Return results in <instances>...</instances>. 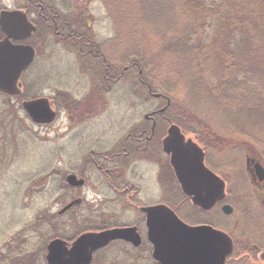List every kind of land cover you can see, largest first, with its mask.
Masks as SVG:
<instances>
[{"label":"rangeland","instance_id":"obj_1","mask_svg":"<svg viewBox=\"0 0 264 264\" xmlns=\"http://www.w3.org/2000/svg\"><path fill=\"white\" fill-rule=\"evenodd\" d=\"M202 1L212 6L211 2L221 3L224 0ZM25 2L0 0V10L20 9ZM117 5L118 0L49 1L48 6L43 7L50 17L45 23L35 11L32 12L39 26L49 28L48 32L41 28L38 34L25 41L34 47L36 57L21 75L20 89L27 92L26 98L29 99L34 95L48 97L56 111V118L49 124H36L21 105L26 99L0 95V264H6L5 259L10 262L9 255H12V260L20 255L23 264H47L44 254L53 236L73 239L80 231L88 229L127 226L138 220L140 206L159 203L173 206L181 198L169 158L160 150L161 143L158 147L148 144L146 149L140 145L131 157L132 151L122 162L125 165L123 175L117 179L114 177L116 174L101 171L105 165L98 169L92 162V158L98 163L104 162V158L94 155V152L119 151L120 147L115 148L114 144L121 138L124 141L132 127L140 125L149 129L151 119H144L145 113L152 112L151 116L160 121L163 136L172 123L161 117L168 107L177 106L178 114L184 113V119L188 117L185 111L200 114L198 109L194 110L193 106L184 102L188 97L178 83L180 80L174 82L176 87L172 91L170 87V92L156 90L150 87L145 73L138 67L137 61L145 56L152 70L156 68L155 84L168 75L170 53L157 49L160 44L158 33L159 24L164 23L169 14L174 15L173 10L153 9L160 13L159 17L148 18L151 23L147 24L141 15L138 21L133 14L115 16L113 12L119 10ZM123 6L127 7L125 3ZM34 7L37 11L38 6ZM62 17L67 21V27L63 26V32L56 36L54 22L63 23ZM214 24L212 17L207 19L203 40H208ZM68 28L89 34L91 41L102 46L100 51L108 57L107 63L112 72H123V77L114 81L100 80L103 65L96 63L98 59L87 60L80 52L86 51L87 46L81 44H86L88 39L84 35L63 37ZM137 54L141 55L138 59ZM235 75L237 79L244 77L246 87H243L246 90L264 91V71L257 59H248L244 68L238 69ZM177 76L182 77L179 72ZM243 91L240 89L239 93ZM152 94L159 96L155 98ZM94 95L97 96L92 100ZM213 111L205 114L212 116L207 117L208 120L220 118V114ZM198 121L201 122V118ZM185 124L188 126L191 122ZM257 124L247 121L245 130L259 138L257 143L258 147H262L261 151L250 148L259 159L258 152L264 154V124ZM202 127L196 131L198 137L190 127L183 131L187 137H196L201 145L202 139L208 143L207 164L219 170L218 173L221 172L228 181L227 198L234 209L228 216L219 214L215 209L205 218L206 215L190 214L188 207L182 208L177 215L193 224L205 218L230 234L235 241L231 264H261L259 254L264 251V190L256 191L250 184L249 173L244 167L245 155L241 157L232 150V146L226 145L219 136L221 133L214 127L204 130ZM133 146L129 143V148ZM116 162L108 163L107 167L110 170L114 166L119 167L121 163ZM259 162L264 167L260 159ZM69 173L84 178V184L69 186L66 181ZM106 175L110 176L109 183L127 188L121 200V192L114 193L106 186ZM69 203L76 204L67 207ZM61 209L71 210L62 214ZM138 226L144 237L140 247L133 250L129 248L131 246L113 242L96 253L93 263L157 264L145 239V227L141 223ZM254 252L253 258H250Z\"/></svg>","mask_w":264,"mask_h":264},{"label":"trees","instance_id":"obj_2","mask_svg":"<svg viewBox=\"0 0 264 264\" xmlns=\"http://www.w3.org/2000/svg\"><path fill=\"white\" fill-rule=\"evenodd\" d=\"M118 2L119 10L113 12L115 16L133 14L138 21L141 15L142 18L145 17L147 24L151 23L148 18L159 17L160 13L153 10L159 7L164 10L171 9L175 15L169 14L165 17L164 23L159 24L160 44L158 43L157 49L170 53L168 75L155 84L153 79H156L154 73L156 68L152 70L145 56L137 61L138 67L145 73L147 78H144L149 81L150 87L156 90L170 92V87L171 91L176 87L174 82L180 80L178 83L182 85L184 94L188 97L187 102H184L193 106L194 110L198 109L200 114L185 111L188 117L184 119V113L178 114L179 108L172 106V109L168 107L161 113V117H164L166 122L169 121L168 123L178 124L183 130L190 127L197 137L199 135L196 131H199L201 126L203 130L214 127L221 133L219 136L224 143L232 146V150L238 152L241 157L245 154L254 155L250 148L261 151L262 147H258L257 143L259 138L255 133L246 131L245 126L247 121L251 120L258 122L257 125L264 124V91L246 90L243 87V85L246 87L244 77L237 79L235 73L238 69L244 68L248 59L254 61L257 59L259 67L264 71V0H224L221 3L211 2L212 6H207L202 0H125V2L118 0ZM124 3L127 7L123 6ZM211 17L215 24L210 37L205 41L202 38L203 28L207 19ZM253 46L257 49H252ZM140 57L141 55H136L137 59ZM178 72L182 77L177 76ZM240 89L244 91L239 93ZM0 95L10 97L1 92ZM26 97L27 92L23 91L20 98L29 99ZM35 97L39 96L34 95L33 98ZM212 109L213 113L220 114L219 119H207L212 116L205 114H209L208 111L211 112ZM199 118L201 122L198 121ZM189 121L191 124L187 126L185 123ZM201 142L207 149L208 143L203 139ZM260 143L262 144L261 139ZM258 156L264 163V154L258 152ZM172 207L178 213H181L182 208H193L184 195L178 200V204ZM192 210L193 213L198 212L200 216L205 215L195 208ZM200 221L208 222L205 218ZM231 256L228 258V264L232 263Z\"/></svg>","mask_w":264,"mask_h":264},{"label":"water","instance_id":"obj_3","mask_svg":"<svg viewBox=\"0 0 264 264\" xmlns=\"http://www.w3.org/2000/svg\"><path fill=\"white\" fill-rule=\"evenodd\" d=\"M0 27L6 33V37L0 40V91L19 94L18 79L32 62L34 50L29 44H15L9 38L25 39L34 26L24 12L3 10ZM22 106L36 123H50L56 116L47 97L24 100ZM162 150L169 155L180 188L193 205L208 210L224 199V181L204 164L203 149L191 138H186L177 124L168 126L162 139ZM249 160L259 180H263L264 168L253 158L247 159V165ZM66 181L71 186L84 183V179L72 173L66 176ZM141 211L145 214L146 237L152 244V258L159 264H226L227 256L233 251L228 233L208 224L190 225L166 204L142 206ZM222 211L231 213V205L223 204ZM115 239L129 241L134 246L141 243L136 226L89 231L79 235L69 248L61 238L50 240L46 260L48 264H89L94 250ZM259 257L264 260V251Z\"/></svg>","mask_w":264,"mask_h":264},{"label":"flooded vegetation","instance_id":"obj_4","mask_svg":"<svg viewBox=\"0 0 264 264\" xmlns=\"http://www.w3.org/2000/svg\"><path fill=\"white\" fill-rule=\"evenodd\" d=\"M48 2H49V0H26L25 5L20 7V9L24 10V12L26 13V16H27L28 20L35 27V30H34L33 34H35V33L38 34V32H40V29L41 28H45V30L47 29L46 32H48L49 26H42V27L39 26L37 24L36 20L32 17V12L35 11L37 13V16L40 17V19H42L43 22L49 20V18H50L49 17V14L46 13V11L43 9L44 6H48ZM34 6H38V10L37 11H36V8ZM12 9H14V8H12ZM1 10H4V9H1ZM65 18H66V16H65ZM62 20H63V23H61V21L58 24H57V21L54 22V26H56L54 33L56 34V36H57V34H60V33L63 32V30H62V27L63 26H66L67 27V21L63 17H62ZM59 24H60V28H57V25H59ZM54 26H53V30H54ZM66 32H67V34L64 35L63 37H79L80 35H84V37L86 39H88V42H85L86 44H84V43L81 44V45H86L87 46L86 51L82 50L80 52H83L82 57H87L88 58L87 60L91 61V59H92V60H95L96 61L98 59V61H96V63L99 62L101 65H103V71L101 73L100 80H104V81H114L116 78H120V77L122 78L123 77V72L121 74H119L117 72H112L111 67H110V64L107 63V61L109 60L108 57H106V55L104 54V51L103 52L100 51V50L103 49L102 46L98 45L95 41H91L92 38H91V36L89 34H86V33L81 34V33L77 32V31H71L69 28L67 29ZM33 34H32V36H33ZM75 34H77V35H75ZM4 37H5V34L2 31V29L0 28V40L4 39ZM76 39H78V38H76ZM9 40H10V42L14 43V41L11 38H9ZM79 50H80V48H79ZM97 52H100L99 55L97 54ZM92 56H94V57H92ZM92 67L95 68L96 66L92 65ZM110 72H111V74H110ZM109 87H111V85ZM96 96L97 95H94L93 98H92V100H95V97ZM152 96L155 97L154 94H152ZM99 97H102V96L99 95ZM155 98H158V97H155ZM155 112H157V110L154 111V113ZM145 114L143 115L144 119H148V118L151 119V125L149 126V129L142 128L140 125L134 126V127L131 128V131L126 134V136L124 137V141L121 138L120 140H118L114 144L115 148L120 147L119 148L120 149L119 151H114V152H110V153H106V152L105 153H96V152L93 153L94 155H101V157L104 158V162H99V163L97 162L96 159L92 158V162L95 164V166L98 169H101L103 167V165H105L104 169L102 168L101 171H103L104 173H106V172L109 171V173L111 172L112 175L116 174L114 177L117 179V178H119L120 176L123 175V170H124L125 165L123 166V163L122 162L124 160H126V158L131 154L132 151L133 152L131 154V157H132L133 154H135L137 152V150L140 149V145H142V146L144 145V149L148 148V144H151L153 147H156V145H157V147L160 146L161 140L165 136L166 133L163 136V134L161 133L160 121L157 120L155 116H151V115H153L152 112L145 113ZM122 141H123V143H122ZM129 143H132L135 146L129 148ZM145 145H147V146H145ZM161 148L162 147H160V150H161ZM156 151H158V149H156ZM204 151H205V162H206V157H208V151L205 148H204ZM246 157L255 158L256 159V157L254 155H251V154H245V159H246ZM141 159H142V154H141ZM116 160H117L116 163H118V164L121 163L120 166L119 167L114 166V169L110 170L107 167V164L108 163H112V162H114ZM256 160H258V159H256ZM245 168L247 169V171L249 173L250 184L253 185L254 189L256 191L264 190V180L258 181L259 178L256 175L255 170H254V167H253V165H252V163L250 161H249L248 165H246V163H245ZM105 179H106V183H107L106 186L110 190H112L114 193H117V192H121L122 193L121 196H120V200L123 197H125L124 195H125V193L127 191V188L118 187L116 184L113 185V182L112 183H109V180H110V176L109 175H106ZM175 181H176V179H175ZM176 183H177V181H176ZM177 185H178V183H177ZM176 190H177V187H176ZM118 199H119V197H118ZM223 203L224 202H220V203L215 204L211 208V210H208L206 212H203L201 210H199V212L205 213L206 216H204V217L206 218V217H208L207 216L208 213H212V210L213 209H216L217 212L222 211L221 209H222V204ZM192 207L195 208V209H200V208L194 206L193 204H192ZM193 208H191V209H193ZM232 209H234V208L232 207ZM61 210H60V212L63 214V213H65V212H67L68 210H71V209H65L63 211H61ZM139 210L141 212V215L139 216L138 220L136 222H134L133 224H130L128 226H136L138 232L140 233L139 226L138 225L141 223L145 227V215L141 211V209H139ZM191 211L194 212L193 210H191ZM191 211L189 212L190 214H192ZM197 213H194V214H197ZM200 223H206V224L213 225L211 222H200ZM140 235H141V240H142L141 241V244H142L143 241H144L143 240L144 237L142 236L141 233H140ZM63 239L66 241V245L67 246H70L71 242L75 238L71 239V238L64 237ZM116 241L117 240H115L113 242H116ZM113 242H111V244ZM122 243L124 245H126V246H131L129 248H132V249L133 248H136L129 241L123 240ZM147 243L149 244V246L151 248L152 245L150 244V242L147 241ZM96 253L97 252H94L92 254V261H91L90 264H94L93 261H95ZM257 255H258V253H257ZM253 256H254V254H250V258H253ZM15 257H17V256H15ZM44 257H45V260H46V253L44 254ZM7 258H9L10 262H7L6 259H5V263L6 264H23V262L22 263L20 262V255L15 260H12V255H9ZM259 263L264 264V261H259Z\"/></svg>","mask_w":264,"mask_h":264}]
</instances>
